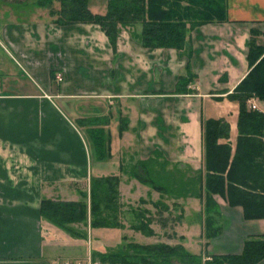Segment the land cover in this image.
Returning <instances> with one entry per match:
<instances>
[{
    "label": "crops",
    "instance_id": "obj_1",
    "mask_svg": "<svg viewBox=\"0 0 264 264\" xmlns=\"http://www.w3.org/2000/svg\"><path fill=\"white\" fill-rule=\"evenodd\" d=\"M15 2L20 8L5 9L0 24V264H66L45 252L44 197L78 201L83 193L89 201L92 178L125 181L121 155L133 150L140 159L157 151L171 166L204 171L207 119L229 122L230 137L219 143L235 153L240 107L227 93L249 73L251 30L264 42V0H227L228 20L192 30L185 55L144 47L141 25L132 29L136 37L123 29L114 50L96 24L60 26L40 14L41 6L9 4ZM91 4L93 13L106 14ZM188 63L196 79L187 88L194 93H176ZM249 104L264 111L258 99ZM84 119L101 121L108 158L98 159ZM212 202L208 209L205 195L182 200L181 225L173 231L178 242L158 240L154 228V244H180L205 261L241 254L248 237L264 233V217L246 219L241 206L219 194ZM206 219L217 230L210 239Z\"/></svg>",
    "mask_w": 264,
    "mask_h": 264
},
{
    "label": "trees",
    "instance_id": "obj_2",
    "mask_svg": "<svg viewBox=\"0 0 264 264\" xmlns=\"http://www.w3.org/2000/svg\"><path fill=\"white\" fill-rule=\"evenodd\" d=\"M53 1L48 0L51 3ZM55 1L61 5L60 10H51V15L57 16L55 23L60 26L96 24L107 35L114 50L123 29H130L132 36L136 37L132 29L141 25L142 32L137 35V39L144 47L174 48L185 55L192 30L204 24L228 20L227 0H108L104 15L93 13L89 8V0ZM261 35L259 30H251L247 54L249 73L232 92L227 93V97L237 102L240 107L239 136L235 153H232L230 144L219 143L221 139L230 137L229 122L226 119H207L203 121L204 171L194 170L190 166L181 170L176 165L168 174L165 165L159 162L163 156L155 151L154 159L150 163L140 162L146 173L154 171V178H144L135 171V167L132 171L134 178L149 184L162 196L202 198L205 195L206 207L209 209L213 204L212 197L219 194L226 197L230 205L241 206L246 219L264 217V111L254 109L249 104L251 99L264 102V42L259 40ZM195 79L188 63L185 74L178 79L175 92L194 93L187 87ZM90 134L98 159L108 158V139L102 129L91 128ZM120 169L122 173H126L123 163ZM120 181V177L115 175L92 178L91 202L83 193L79 201L44 197L40 214L43 219L72 235L83 234L74 230L72 224H83L90 229L122 228L115 212L118 208L116 197ZM161 204L162 201L157 206L165 207ZM146 214H141V221L134 224L133 228L146 235H153L155 232L151 228L152 218L149 219ZM209 226L208 219V239L217 235V230L213 231ZM93 258L107 264H176L175 261L180 264H203L201 256L188 252L182 245L166 243H123L117 250L94 252ZM263 260L264 233L248 237L244 241L241 254L213 256L204 264H258Z\"/></svg>",
    "mask_w": 264,
    "mask_h": 264
},
{
    "label": "rangeland",
    "instance_id": "obj_3",
    "mask_svg": "<svg viewBox=\"0 0 264 264\" xmlns=\"http://www.w3.org/2000/svg\"><path fill=\"white\" fill-rule=\"evenodd\" d=\"M10 2H12V0H0L1 25H3L7 20L6 16L8 15L5 12V9H7L9 6H14L15 9L20 8V6H18L19 3L15 2L12 5L9 4ZM23 2L26 3V7L28 4L33 6H41L42 13L40 14H44L45 17L50 18L57 17L51 15L52 9L58 11L61 8L60 2L55 0L52 3L48 2V0H23ZM91 3L93 7L104 11V13L107 11L108 0H91ZM27 13L25 12V16L29 20L36 18L33 14H29V12ZM0 56L3 58L5 57L1 52ZM81 124L82 126L84 125V127L86 126L93 129L94 127L99 128L101 121L99 119H84L81 121ZM122 155L121 157L124 158L123 164L126 169V177L124 179L125 181L122 180L119 184V193L116 197L118 208H116L115 212L118 215L117 218L119 219V222L122 225H125V228L122 230H120L118 227L90 229L89 227H85L83 224H72L74 230L83 233L82 235L77 233L72 235L48 222V225L44 228V232L46 233V243L44 246L47 257L53 258L55 255L60 256L61 258H57V260L60 261V259H62L64 262H66V264H107L102 262L100 259H94V252L105 253L108 251L117 250L119 247L121 248V244L118 243H121L122 236H126L125 240L122 241L124 243L139 242L145 244H154V234L146 235L143 232L133 228L134 224H137L138 221H141V214L143 213H147L146 216H148L149 219L152 218L151 228L153 231L155 228L159 232L160 235L158 240L173 244L178 242V234L173 231L177 229L179 225H181V203L182 200L187 198H173L168 197L167 195L162 196L161 193L154 190L152 186L132 176V171L135 167V171H137V173H139L144 178L148 179L149 176L154 178V171L146 173L140 165L141 161H149L148 163H150V161L154 159L153 154L147 159H140L139 154H134V150L126 152ZM159 162H162V164L165 165V171L168 174L172 172L174 166L169 164L166 165L164 157H160ZM179 169L184 170L183 167H179ZM160 176L162 179L161 173ZM155 178L158 179L159 177ZM84 186H87V182L84 183ZM160 196H162V198ZM81 199L82 197L79 198V200ZM89 201L91 202L90 199ZM160 201H162L161 205H164L165 207L157 206ZM112 203L115 204V201ZM207 220L208 219H206V224ZM104 229L117 230L104 231ZM201 257L203 260V256ZM22 261L26 262V260ZM205 261H202V263L204 264ZM175 263L180 264L178 261H175ZM5 264L13 263L5 262Z\"/></svg>",
    "mask_w": 264,
    "mask_h": 264
},
{
    "label": "built area",
    "instance_id": "obj_4",
    "mask_svg": "<svg viewBox=\"0 0 264 264\" xmlns=\"http://www.w3.org/2000/svg\"><path fill=\"white\" fill-rule=\"evenodd\" d=\"M56 78H57V81H58V82H62V81H63V77H62L61 74H58ZM252 107L255 109V108H256V105L253 104ZM65 263H66V262H65Z\"/></svg>",
    "mask_w": 264,
    "mask_h": 264
}]
</instances>
